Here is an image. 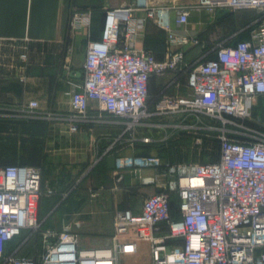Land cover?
I'll use <instances>...</instances> for the list:
<instances>
[{
	"label": "built area",
	"instance_id": "obj_1",
	"mask_svg": "<svg viewBox=\"0 0 264 264\" xmlns=\"http://www.w3.org/2000/svg\"><path fill=\"white\" fill-rule=\"evenodd\" d=\"M219 10H255L261 16L246 27L256 25L245 40L238 33L217 32L204 42L197 34L174 32L168 22L173 11L177 24L186 26L193 11L216 16ZM149 21L167 34L165 61L138 46ZM91 23V9L76 11L69 31L88 29ZM194 47L200 53L188 62L186 53ZM84 70V80L69 93L71 113L44 118L66 121L77 133L81 124L94 120L90 103L96 102L108 116L124 121L131 145L188 138L203 145L215 137L219 158L207 163L169 162L153 155L117 158V183L129 170L155 174H139L141 212L117 210L114 233L101 247L82 246L71 227L43 229L38 218L41 167L0 166V264H122V257L139 253L142 242L150 244V264H264V0H198L188 7L131 0L106 11L102 38L89 41ZM169 73L176 75L156 103H149L151 79ZM38 107L33 101L26 111L33 115ZM144 131L159 137L144 136ZM24 232L27 238L8 252L9 243ZM38 236L40 255L20 256Z\"/></svg>",
	"mask_w": 264,
	"mask_h": 264
},
{
	"label": "crops",
	"instance_id": "obj_2",
	"mask_svg": "<svg viewBox=\"0 0 264 264\" xmlns=\"http://www.w3.org/2000/svg\"><path fill=\"white\" fill-rule=\"evenodd\" d=\"M154 6L195 5L198 0H139ZM131 0H0V146L8 155L0 164H26L43 170V195L39 201L38 218L43 229L64 231L67 227L80 235L85 247L107 245L114 233L115 212L142 210L139 174L151 177L146 169L136 174L125 171L120 183L115 178V162L119 157L150 153L144 143L131 145L132 134L124 135L122 119H114L90 103L93 121L83 123L77 133L62 120L44 118L47 114H70L69 93L84 80V63L91 40L103 35L106 11L128 5ZM92 10L88 29L69 31V20L76 11ZM205 11H193L188 25L177 24V13L171 12L169 24L174 32L197 34L208 42L213 33L221 34V19ZM214 25H216L214 27ZM166 32L149 21L141 30L138 46L152 51L158 61L166 60ZM200 47L189 49L186 60L193 61ZM151 79L149 98L158 99L161 91L175 76ZM186 78H183V83ZM184 90H182L183 92ZM171 95L174 91L169 92ZM152 99V100H154ZM39 103L35 114L26 107ZM144 136L152 132H143ZM122 135H124L122 137ZM53 190L48 194V190ZM92 192L100 195L96 198ZM28 232L8 245V252L17 248ZM41 237L24 245L20 256L38 257ZM140 252V245H139ZM139 254V253H138ZM122 257L123 261L134 259ZM150 264V263H149Z\"/></svg>",
	"mask_w": 264,
	"mask_h": 264
},
{
	"label": "rangeland",
	"instance_id": "obj_3",
	"mask_svg": "<svg viewBox=\"0 0 264 264\" xmlns=\"http://www.w3.org/2000/svg\"><path fill=\"white\" fill-rule=\"evenodd\" d=\"M260 14L261 13L259 11L255 10L230 12L225 21L221 23V36L238 33V36L240 37L242 35H245L247 31H249L250 33L256 25H252L249 29L245 30L246 27L252 24L255 21L254 19L260 17ZM206 15L207 16L204 20L209 21V14ZM215 26L216 25H214V27ZM248 126L252 129H256L258 127V124L249 123ZM152 135L155 137H159V134L157 132L152 133ZM216 140L217 139L215 137L209 138L207 142L210 144L208 153H204L203 151V146L206 142L203 145L196 144L195 140L192 138L187 139V141L185 140L181 142H172L169 140L159 145H162L160 148L165 149V151H162V154H165V156L162 157L165 161L176 162L190 160L208 162L211 161L218 150L216 149ZM8 152V149L0 146V161H4L5 156L9 154ZM139 245V254L134 259L123 261L124 264H149L151 262L150 244L142 242Z\"/></svg>",
	"mask_w": 264,
	"mask_h": 264
},
{
	"label": "trees",
	"instance_id": "obj_4",
	"mask_svg": "<svg viewBox=\"0 0 264 264\" xmlns=\"http://www.w3.org/2000/svg\"><path fill=\"white\" fill-rule=\"evenodd\" d=\"M87 9H90V8H87ZM229 16V14H227L226 16H224L222 19H221V23L222 22H224L225 21V19L227 18ZM255 20V19H254ZM249 37V32H247L245 35H242V36H238V39L239 40H245V39H247ZM152 99H154V98H152ZM152 99H150L149 98V103H152V104H155L156 103V101L158 100V99H154V100H152ZM189 139V138H188ZM186 139H184L183 141H185ZM187 141V140H186ZM172 142H181V141H172ZM208 141H206V143L204 144V146H203V151H204V153H208L209 151H208V149H209V143H207ZM215 143H216V145H217V147H216V149H218L217 150V152L215 153V155L213 156V158L211 159V161H208V162H216L217 160H218V158H219V142H218V140H216L215 141ZM145 146H146V148L149 150V151H151V149L153 150V149H156L158 152H159V155H160V157L162 158L163 156H165V154L163 153L162 154V151L164 150L165 151V149L163 148H160L162 145H159V144H144ZM164 147V146H163ZM150 155V153H145V154H143V156H149ZM163 159V158H162ZM187 161H190V160H187ZM187 161H176V162H187ZM202 162H204V163H207L206 161H202ZM7 165H15V164H11V163H4V164H0V166H7ZM20 165H26V164H20ZM38 239H39V236H38ZM27 257H30V256H27Z\"/></svg>",
	"mask_w": 264,
	"mask_h": 264
},
{
	"label": "water",
	"instance_id": "obj_5",
	"mask_svg": "<svg viewBox=\"0 0 264 264\" xmlns=\"http://www.w3.org/2000/svg\"><path fill=\"white\" fill-rule=\"evenodd\" d=\"M230 13V11L229 10H224V11H221V10H219L218 12H217V19H222L224 16H226L227 14H229Z\"/></svg>",
	"mask_w": 264,
	"mask_h": 264
}]
</instances>
